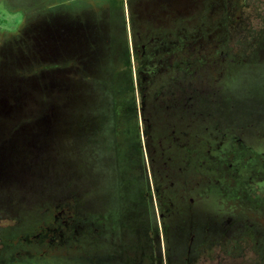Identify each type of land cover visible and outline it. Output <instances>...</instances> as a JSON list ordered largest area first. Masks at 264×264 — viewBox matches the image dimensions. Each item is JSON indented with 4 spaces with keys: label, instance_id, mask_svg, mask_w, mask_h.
I'll return each instance as SVG.
<instances>
[{
    "label": "rangeland",
    "instance_id": "rangeland-1",
    "mask_svg": "<svg viewBox=\"0 0 264 264\" xmlns=\"http://www.w3.org/2000/svg\"><path fill=\"white\" fill-rule=\"evenodd\" d=\"M75 1L3 0L0 242L5 249L0 252V262L13 258L15 244L4 240L9 235L17 237L41 226L52 227L55 220L60 225L66 222L70 217L68 211L65 215L58 214L61 210L53 212L55 204L69 208L81 224L85 221L86 228L80 238L74 234L80 230L70 226L77 239L67 237L70 240L54 261L66 257L69 263L76 264H130L131 254L142 258L147 249V203L138 196L130 177L125 181L119 177L123 165L112 156L108 131L110 99L96 88L110 78L118 65V11L113 6L110 13L104 14L95 9L99 6L96 0H87L85 10L90 9L88 6L94 8L83 32L82 0ZM260 1L264 0H247L252 5ZM199 4L205 5L206 0H199ZM248 12L253 14L252 10ZM17 14L22 18L20 25L16 24ZM127 14L129 8L124 6L125 23ZM196 15L202 23H213L201 11ZM127 48L130 51L129 44ZM178 64L175 63V70L186 79L191 64ZM197 67L202 68L199 63ZM258 82V75L245 74L235 81L227 95L213 96L204 90L197 98V107L189 100L193 95L189 88H182L179 95L162 96L159 86L155 89L152 83L145 92L143 115L155 121L156 150L167 162L165 170L172 196H180L175 199L176 215L180 219L186 216L182 202L185 196L187 199L197 194L208 198L221 195L204 201L219 204L236 220L227 245L228 260L206 261L208 264H264V186L260 184L264 182L260 171L263 164L253 160L251 167H246L251 149L264 154V86L260 87ZM136 101L139 107L138 92ZM246 126L249 127L243 130ZM228 132L229 144L243 150H230L227 155L217 156L218 162L209 163L204 159L208 147L220 145L223 134ZM147 144L152 145V141ZM233 161L238 163L236 171L231 168ZM200 162L205 166L198 168ZM253 174L259 176L251 180ZM156 205L154 200L153 210ZM156 213L155 210L149 221L154 219L159 228ZM191 213L201 215L197 218L199 226L213 215L212 211L199 208ZM98 228L97 237L94 230ZM150 236L153 244L159 241L165 264L159 230Z\"/></svg>",
    "mask_w": 264,
    "mask_h": 264
},
{
    "label": "flooded vegetation",
    "instance_id": "flooded-vegetation-1",
    "mask_svg": "<svg viewBox=\"0 0 264 264\" xmlns=\"http://www.w3.org/2000/svg\"><path fill=\"white\" fill-rule=\"evenodd\" d=\"M86 1L82 0L83 32L87 25L86 19L92 16L94 7L107 14L116 6L121 52L118 62L123 60L128 63L131 79L144 92L148 91L152 83L155 89L159 86L158 91L162 96L168 93L179 95L182 88H189L193 93L189 100L193 107H197V98L202 91L205 90L206 94L211 92L213 96H219L220 93L227 95L236 84L235 81L245 74L258 75V84L260 87L264 86V1L252 5L247 0H206V4L200 6L199 0H96L99 6H88L90 9L85 10ZM124 6L126 10L129 8L126 23L123 16ZM248 10H252L253 14H249ZM196 11L209 16L213 23L207 25L200 22ZM64 15L68 16L66 13ZM77 24L80 25V22ZM168 24L170 26L166 27ZM173 25L180 28L172 30ZM176 61L186 67L191 64L189 78L187 76L184 79L183 74L175 70ZM198 63L202 66L201 70H198ZM152 78L156 79L151 82ZM169 108L173 106L170 105ZM248 127H243V130ZM181 135L185 136L184 133ZM230 139V132L223 134L221 144L208 147L204 159L209 163L218 162L217 156L227 155L233 149L243 150L240 146H231ZM240 142L242 141L238 140ZM251 152L252 156L246 162L247 169L251 167L253 160H257L263 164L260 171L264 175V160L261 157L264 154L252 149ZM203 166L204 163L200 162L197 167ZM237 167L238 163L233 161L231 168L236 171ZM257 176L259 174H253L250 178L252 180ZM260 184L264 186V182ZM216 196L221 198V195L208 198L207 195L199 194L187 199L186 196L183 197L182 202L187 209L184 219L176 215L175 199L180 196L168 194L160 199L162 204L159 203L160 200L156 201L159 228L155 226L154 219L149 221L150 215L147 213L148 219L147 215L144 217L147 249L142 258L138 254H131L130 264H162L159 241L153 244L150 236L155 231L157 233V230L164 242L165 264H208L206 261L216 260L221 263V258L228 260L227 245H230L236 220L233 215L221 210L219 204L213 205L212 201H204L217 199ZM199 199L202 201H198ZM146 206L148 208V204ZM194 208L201 211L208 209L213 215L202 220L199 226L197 218L201 215L191 213ZM58 210H61L59 215H65V211L70 215L61 225L55 220L52 227L45 225L32 233L17 234V237L9 235L4 239L15 246L11 251V261L0 264H76L69 263L66 257L60 258V255V259H54L70 238L77 239L73 237L70 226L75 225L81 233L74 231V234L84 237L85 221L81 224L69 208L55 204L52 211ZM54 218L57 219L55 213ZM99 230H94L97 237ZM3 249V243L0 242V252ZM21 259L25 261L18 262Z\"/></svg>",
    "mask_w": 264,
    "mask_h": 264
},
{
    "label": "trees",
    "instance_id": "trees-1",
    "mask_svg": "<svg viewBox=\"0 0 264 264\" xmlns=\"http://www.w3.org/2000/svg\"><path fill=\"white\" fill-rule=\"evenodd\" d=\"M130 71L128 63L120 60L110 78L96 88L102 89L110 99L108 131L110 145L113 146L112 156L118 164L123 165L119 177L123 181L130 177L138 196L148 204V213L152 218L155 211L153 201L171 194L170 181L165 170L167 162L164 155L156 150V129L153 128L155 121L145 119L143 115L146 94L135 85ZM137 92L141 97L139 107L136 101ZM149 141H152V145L147 144Z\"/></svg>",
    "mask_w": 264,
    "mask_h": 264
},
{
    "label": "clouds",
    "instance_id": "clouds-1",
    "mask_svg": "<svg viewBox=\"0 0 264 264\" xmlns=\"http://www.w3.org/2000/svg\"><path fill=\"white\" fill-rule=\"evenodd\" d=\"M3 10V0H0V11ZM22 23V18L19 14L16 15V24L20 25Z\"/></svg>",
    "mask_w": 264,
    "mask_h": 264
}]
</instances>
